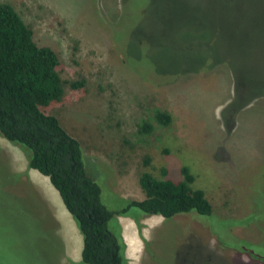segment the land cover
<instances>
[{
  "label": "rangeland",
  "instance_id": "374dc122",
  "mask_svg": "<svg viewBox=\"0 0 264 264\" xmlns=\"http://www.w3.org/2000/svg\"><path fill=\"white\" fill-rule=\"evenodd\" d=\"M0 3L56 53L63 96L44 111L79 142L106 209L143 198L146 156L172 181L186 167L211 205L151 225L140 264H264V0ZM80 250L47 178L0 137V264H80Z\"/></svg>",
  "mask_w": 264,
  "mask_h": 264
},
{
  "label": "trees",
  "instance_id": "16d2710c",
  "mask_svg": "<svg viewBox=\"0 0 264 264\" xmlns=\"http://www.w3.org/2000/svg\"><path fill=\"white\" fill-rule=\"evenodd\" d=\"M58 65L56 53L37 45L32 30L13 8L0 3V137L16 146L27 168L47 178L57 193L81 237L80 264H128L115 219L126 216L131 208L139 210L142 218L160 216L164 220L189 212L211 214L203 191L190 188L194 177L186 167L180 169L181 180L172 181L165 178L163 167L152 166V156L142 159L137 175L143 198L125 199L119 210L106 209L100 201L99 186L84 169L79 142L55 116L44 111L63 96ZM66 85L76 90L84 82ZM155 122L167 126L170 116L158 111ZM150 129L144 123L140 131L148 133ZM111 219L113 232L108 228Z\"/></svg>",
  "mask_w": 264,
  "mask_h": 264
},
{
  "label": "crops",
  "instance_id": "0c3cea01",
  "mask_svg": "<svg viewBox=\"0 0 264 264\" xmlns=\"http://www.w3.org/2000/svg\"><path fill=\"white\" fill-rule=\"evenodd\" d=\"M115 220L118 227L117 230L124 243V256L126 259H133L140 264L139 259L141 253L144 251L147 230L151 225L163 222L164 219L160 216L139 217L136 222L127 216H119ZM136 223L142 225L140 231Z\"/></svg>",
  "mask_w": 264,
  "mask_h": 264
}]
</instances>
